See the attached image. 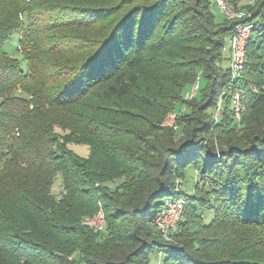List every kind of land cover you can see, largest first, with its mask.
<instances>
[{"label":"trees","instance_id":"trees-1","mask_svg":"<svg viewBox=\"0 0 264 264\" xmlns=\"http://www.w3.org/2000/svg\"><path fill=\"white\" fill-rule=\"evenodd\" d=\"M210 4L0 0V264H264V0L233 20ZM246 21L245 111L226 98L215 119L222 50ZM17 30L21 59L4 48ZM183 102L178 129L161 125ZM191 169L193 191L177 188ZM179 196L165 240L149 222Z\"/></svg>","mask_w":264,"mask_h":264},{"label":"built area","instance_id":"built-area-1","mask_svg":"<svg viewBox=\"0 0 264 264\" xmlns=\"http://www.w3.org/2000/svg\"><path fill=\"white\" fill-rule=\"evenodd\" d=\"M213 1L220 12L226 17L237 16V18H241L244 15L242 12L235 13L233 10L234 7L230 1ZM251 30L252 23L250 21L240 22L235 26L234 32L230 37L231 54L229 57V75L216 99V107L213 113L215 119L218 118L226 98L230 99L231 111L235 120H240L242 113L245 111V88L239 84V78L245 62L244 47ZM198 80L187 89L185 98H190L195 94L199 85ZM177 116V113L173 111L168 112L165 116L164 124L176 128ZM184 203L185 199L182 196L177 198H166L160 212L150 220V226L157 230L163 238L168 239V233L176 228L177 222L182 216ZM97 205L98 208L96 212L93 215L84 216L82 224L88 226L94 232H102L105 230V214L102 204L99 202Z\"/></svg>","mask_w":264,"mask_h":264},{"label":"rangeland","instance_id":"rangeland-1","mask_svg":"<svg viewBox=\"0 0 264 264\" xmlns=\"http://www.w3.org/2000/svg\"><path fill=\"white\" fill-rule=\"evenodd\" d=\"M209 1H211L210 9H212V11H213V13L215 15V18H217V19L219 18L218 20H222V19L233 20V19H241L242 17H244L246 15V13H248V12L246 10H244V9H241V8L242 7H247L248 5H253L256 0H240V1H238V3L236 5L232 1H230L232 3L233 7H234L233 10H234L235 13L242 12L244 14L241 18H237V16H234V17L233 16L232 17H226V16H224L223 13L220 12L219 8L216 6V4L214 3V1L213 0H209ZM227 1H229V0H227ZM234 29H235V27H234ZM233 32H234V30H233ZM232 33L226 38V42H225L224 48L222 50V57H221V61H220L221 62L220 64H221L222 67L227 66L228 63L230 64L229 57H230V54H231V48H230V42H229V40H230V37H231ZM18 38H19V31L17 30V31H15L13 33V35L5 43V47L4 48L11 55H13V56L21 59L22 55L18 51V50L21 49L20 45L18 44ZM16 45H17V47H16ZM19 47H20V49H19ZM245 51L246 50L244 49V54L246 55V52ZM200 73H201V70H198V72L196 74V77H195V80L192 83H190L189 86H186L185 87V90H184L183 96H182V98H183L184 101H189L190 99L194 98L196 95H197L196 97L199 96L197 94V91H196L195 94L192 97H190V98L189 97L188 98L186 97L185 98V93H186L187 89L189 87H191L196 82V80L199 79ZM228 75H229V73H228ZM198 82H199V80H198ZM202 84H203V79L200 81V85L201 86H202ZM198 87H199V85H198ZM0 100H1V98H0ZM179 104L180 103H178L176 105V107H175L176 109L173 110V112L177 113V115H179L180 113H184V112L189 111L190 107L188 106L187 103L183 102L180 105ZM178 108H180V110ZM177 110H179V111H177ZM164 119H165V117H164ZM164 119L161 122V125L166 126V127H171V126H168V125L164 124ZM176 124H177L176 125V128H173V127H171V128L174 129V130H177L178 129V126H179L178 121H176ZM69 147L71 149H73L77 154H79L81 156H87L88 153H89V148L85 144L70 143L69 144ZM187 172H186L187 176H186V179L184 181L180 182L179 179H177V178L175 179V186L177 188H183V190L192 192L193 191L192 184L194 183V180L196 178H195L193 169H191V173H192L191 175L189 173L190 171L188 173ZM53 191L55 193L59 194V192H60V185H59L58 181L54 183V185H53ZM201 213L204 215L205 221L210 220V218H212V216H213L212 210H208V209L202 210ZM150 229H151L152 233H156V234L158 233L157 230H155L154 228H150ZM159 235H161V234H159ZM167 236H168L167 237L168 239H165V238L164 239L165 240H170L171 239V235H169V233H168ZM149 264H158L156 255H153L152 256Z\"/></svg>","mask_w":264,"mask_h":264}]
</instances>
